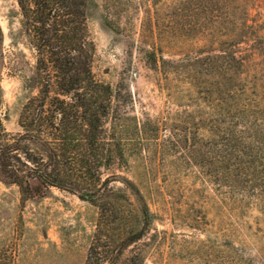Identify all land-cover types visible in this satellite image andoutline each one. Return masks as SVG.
Listing matches in <instances>:
<instances>
[{"label": "rangeland", "instance_id": "obj_1", "mask_svg": "<svg viewBox=\"0 0 264 264\" xmlns=\"http://www.w3.org/2000/svg\"><path fill=\"white\" fill-rule=\"evenodd\" d=\"M19 20L17 0H0L2 135L37 93ZM88 27L95 77L132 98L103 180L117 177L105 209L0 181V264H87L98 235L91 264H264V197L244 190L234 152L251 141L233 135L264 126V0H88Z\"/></svg>", "mask_w": 264, "mask_h": 264}, {"label": "trees", "instance_id": "obj_2", "mask_svg": "<svg viewBox=\"0 0 264 264\" xmlns=\"http://www.w3.org/2000/svg\"><path fill=\"white\" fill-rule=\"evenodd\" d=\"M17 5L18 28L27 37L35 62L21 76L25 87L37 93L22 109L20 132H0V181L18 186L24 196L32 195V183L37 181L105 209L107 199L102 193L111 189L117 175L103 180V174L113 169L117 157L123 159L124 138L117 136L128 122L131 95L123 96L121 89L114 90L95 77L96 48L88 29V0H17ZM2 56L1 51L0 60ZM258 127L252 123L248 133L235 130L233 135L237 145L246 137L251 141L244 142L245 148L236 146L234 152L239 162L247 155L244 190L262 198L264 126ZM105 222L102 213V235ZM101 240L96 236L87 264L98 258Z\"/></svg>", "mask_w": 264, "mask_h": 264}]
</instances>
